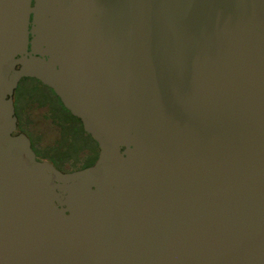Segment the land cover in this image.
Listing matches in <instances>:
<instances>
[{
    "label": "water",
    "instance_id": "obj_1",
    "mask_svg": "<svg viewBox=\"0 0 264 264\" xmlns=\"http://www.w3.org/2000/svg\"><path fill=\"white\" fill-rule=\"evenodd\" d=\"M23 77L93 164L14 133ZM0 264H264V0H0Z\"/></svg>",
    "mask_w": 264,
    "mask_h": 264
},
{
    "label": "rangeland",
    "instance_id": "obj_2",
    "mask_svg": "<svg viewBox=\"0 0 264 264\" xmlns=\"http://www.w3.org/2000/svg\"><path fill=\"white\" fill-rule=\"evenodd\" d=\"M15 99L20 127L34 140L39 152L50 154L59 149L66 154L63 160L48 158L58 168L73 170L92 161L98 150L96 141L82 131L48 86L36 78L23 77L15 91Z\"/></svg>",
    "mask_w": 264,
    "mask_h": 264
},
{
    "label": "flooded vegetation",
    "instance_id": "obj_3",
    "mask_svg": "<svg viewBox=\"0 0 264 264\" xmlns=\"http://www.w3.org/2000/svg\"><path fill=\"white\" fill-rule=\"evenodd\" d=\"M30 38H32V35H30ZM38 80V79H37ZM40 81V80H39ZM41 82V81H40ZM42 83V82H41ZM19 85V84H18ZM45 85V84H44ZM47 86V85H46ZM49 87V86H48ZM50 88V87H49ZM17 89V88H16ZM53 92H54V90L52 89V88H50ZM16 91V90H15ZM55 93V92H54ZM56 94V93H55ZM56 96H57V94H56ZM58 97V96H57ZM60 99V98H59ZM16 99H15V92H14V104H15V111H16V115H17V118H18V124H17V129H16V131L14 132L15 134H18V133H21V132H24V133H26V130L25 129H22L21 127H20V122H19V120H20V116H18V111H17V105H16V101H15ZM60 102V104H61V106L63 107V109H65L68 113H69V110L64 106V104L62 103V101L60 100L59 101ZM60 110H61V108H60ZM71 113V112H70ZM69 113V114H70ZM70 115H73L72 113L70 114ZM74 116V115H73ZM76 117V116H75ZM65 121H67V120H65ZM68 122H70V123H72V121H67V123ZM80 123L82 124V122H81V120H80ZM73 124V123H72ZM83 126V125H82ZM84 129V128H83ZM71 131V130H70ZM85 131V130H84ZM86 132V131H85ZM87 133V132H86ZM27 134V133H26ZM72 134V133H71ZM88 134V133H87ZM30 138V137H29ZM31 139V138H30ZM31 142H32V148H33V150L36 152V155H37V157H39V158H41V159H45V160H49L48 158H51V159H57V157L56 156H54V154L52 153V152H50V154H43V153H41V152H39V150L37 149V147H36V145H35V143H34V140H31ZM97 147H98V144H97ZM56 153V152H55ZM59 153V152H58ZM98 153H99V147H98V150H97V153H96V157H93V160H92V162L90 163V164H87V166H89V165H91V164H93L95 161H96V159H97V157H98ZM50 161V160H49ZM53 163V162H52ZM84 167H86V165L84 166ZM83 168V167H82ZM78 169V168H77ZM63 170V169H62ZM73 170H75V169H73ZM68 171V170H67Z\"/></svg>",
    "mask_w": 264,
    "mask_h": 264
},
{
    "label": "trees",
    "instance_id": "obj_4",
    "mask_svg": "<svg viewBox=\"0 0 264 264\" xmlns=\"http://www.w3.org/2000/svg\"><path fill=\"white\" fill-rule=\"evenodd\" d=\"M58 99H59V97H58ZM59 101H60V99H59ZM69 113H70V111H69ZM70 114H71V113H70ZM71 116H72L74 119H76V123L80 124V128L82 129L83 132H85L84 129H83L82 124L80 123V119H79L78 117L73 116V115H71ZM87 135L90 136L89 134H87ZM90 137H91V136H90ZM96 144H97V142H96ZM56 151H57L56 153H53L54 156H56L57 158L60 157V158H62V160L66 158V154L64 153V151L59 150V149H57ZM58 152H59V153H58ZM94 157H96V155H95ZM92 160H93V159H92ZM91 162H92V161L88 162L87 164H90ZM86 166H87V165H86Z\"/></svg>",
    "mask_w": 264,
    "mask_h": 264
}]
</instances>
